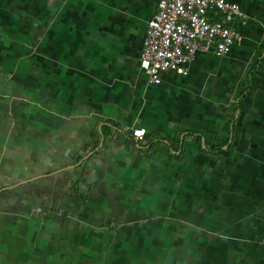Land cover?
Listing matches in <instances>:
<instances>
[{"label": "crops", "instance_id": "crops-1", "mask_svg": "<svg viewBox=\"0 0 264 264\" xmlns=\"http://www.w3.org/2000/svg\"><path fill=\"white\" fill-rule=\"evenodd\" d=\"M229 1L154 84L158 0H0V264H264V0Z\"/></svg>", "mask_w": 264, "mask_h": 264}, {"label": "built area", "instance_id": "built-area-1", "mask_svg": "<svg viewBox=\"0 0 264 264\" xmlns=\"http://www.w3.org/2000/svg\"><path fill=\"white\" fill-rule=\"evenodd\" d=\"M235 19L242 22L246 14L229 0H158L155 14L147 21L140 67L154 84L161 82L165 72L186 75L199 49L219 55L230 51L240 38L232 27ZM121 131L136 140L144 134L127 126Z\"/></svg>", "mask_w": 264, "mask_h": 264}, {"label": "clouds", "instance_id": "clouds-1", "mask_svg": "<svg viewBox=\"0 0 264 264\" xmlns=\"http://www.w3.org/2000/svg\"><path fill=\"white\" fill-rule=\"evenodd\" d=\"M215 18V17H214Z\"/></svg>", "mask_w": 264, "mask_h": 264}]
</instances>
